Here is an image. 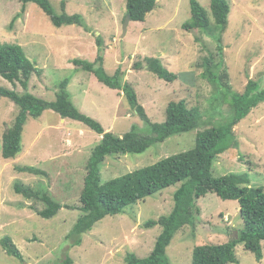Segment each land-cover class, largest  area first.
I'll list each match as a JSON object with an SVG mask.
<instances>
[{"label":"rangeland","instance_id":"374dc122","mask_svg":"<svg viewBox=\"0 0 264 264\" xmlns=\"http://www.w3.org/2000/svg\"><path fill=\"white\" fill-rule=\"evenodd\" d=\"M49 1L57 15L78 14L82 24L55 27L33 3L22 9L23 4L17 0H0V44L19 45L40 72L31 75L27 93L53 102L59 83L68 79L66 91L80 113L98 121L104 129L111 128L108 132L116 136L128 132L133 125L141 134L149 135L148 127L122 92L105 87L92 73L72 64L73 59L93 63L98 38L102 45V71L111 76L117 68L122 70L123 81L132 87L152 123L164 122L170 102L184 100L188 108L197 107L200 111L199 125L192 131L153 144L142 154L106 157L101 166V184L192 149L198 132L229 119L231 110L223 89H215L202 75L204 58L221 62L219 73L227 75L223 81L232 92L242 93L250 79L264 88V0H227L228 23L221 31L212 26L214 36L199 29L187 32L182 28L190 18V0H157L156 8L144 22L129 21L123 37L126 0ZM196 1L212 25L210 0ZM151 57L160 59L178 77L165 82L147 71L145 59ZM137 62L143 64L141 69L133 68ZM0 87L25 93L18 84L13 87L1 77ZM17 111L8 98L0 99V240L10 237L22 260L7 255L0 246V264H57L66 257L73 264H124L127 253L140 258L149 255L160 227L145 229L143 224L170 213L178 185L127 207L124 214L105 217L82 236L80 245L73 247L66 235L81 213L79 200L86 162L102 136L79 122L45 111L38 119L27 118L21 152L13 159H3L2 135ZM233 139L235 145L214 159L212 176L246 173L250 187L264 188V102L234 127ZM51 149L52 160L48 157ZM62 154L66 155L57 158ZM21 166L41 169L46 175L19 173L15 168ZM15 181L45 191L55 202L74 209L62 208L55 217L42 219L37 211L44 205L15 194ZM197 206L199 224L179 230L166 249L170 264H191L194 247L226 243L232 233L243 228L237 201H224L208 193L197 201ZM262 250L263 259L257 262L252 253L238 244L237 264H264V241Z\"/></svg>","mask_w":264,"mask_h":264},{"label":"trees","instance_id":"16d2710c","mask_svg":"<svg viewBox=\"0 0 264 264\" xmlns=\"http://www.w3.org/2000/svg\"><path fill=\"white\" fill-rule=\"evenodd\" d=\"M24 6L35 4L55 27L81 25L82 16L67 15L64 12L57 15L49 0H17ZM157 0H126V16L130 21L144 22L147 15L156 8ZM190 18L182 28L190 32L199 29L212 34L215 30H224L228 23L230 6L227 0H210V13L213 23L207 17L206 11L196 0H190ZM64 3L61 2L63 10ZM214 36V34H212ZM220 42L219 36H216ZM98 52L93 63L73 59L72 64L83 71L92 73L97 81L105 87L122 92L128 104L135 110L141 121L149 129V135H143L136 126L122 136L106 132L102 125L82 113L71 103L66 91L68 79L58 85L56 99L47 102L27 93L28 81L32 74L37 73L34 63L30 61L22 48L16 44H0V77L16 87L18 84L25 93H17L14 89L0 87V99L8 98L18 111L11 126L2 135L1 156L3 159L15 158L22 149V132L28 117L38 119L45 111H52L61 119L79 122L101 135L100 142L92 149L86 162V175L80 194V215L66 235V239L74 247L82 243V236L107 216L124 214L125 209L137 202L173 185L178 188L173 193V207L169 214L160 216L157 220H148L143 224L145 229L160 227L149 255L144 258L133 253H127L124 264H170L166 258V249L171 244L176 233L186 226L196 227L200 210L197 201L208 193L215 194L224 201H237L243 228L237 232V239L223 244H204L193 248L191 264H234L238 263L235 247L242 244L244 250L253 254L257 262L263 259L262 242L264 241V188L250 187L246 173L228 174L215 178L211 168L214 159L235 145L233 129L246 118L249 112L264 102V88L254 80H248L242 93L232 92L223 81L227 77L220 74L221 62L215 63L212 57L204 58L205 79L223 89L221 92L230 108L227 121L204 131L198 132L192 149L161 159L156 163L134 170L125 175L111 179L101 184V166L108 156L138 155L146 152L153 144L163 143L174 135L187 133L199 125L200 111L197 107L188 108L184 100L170 102L165 109V120L162 123H152L141 105L132 87L123 81L124 73L117 68L111 76L101 69V41L96 38ZM220 53V47L217 46ZM98 65V68L95 66ZM145 69L165 82H172L178 76L169 72L158 58H146ZM143 64L135 63L138 70ZM19 173L45 176L46 173L31 166L16 167ZM13 191L25 200L41 202L44 207L37 211L42 219H50L57 215L62 206L40 189L25 186L20 181L13 183ZM33 209V208H32ZM0 246L9 256L22 260L21 254L10 237L0 240ZM57 264H73L70 257Z\"/></svg>","mask_w":264,"mask_h":264},{"label":"water","instance_id":"95a60500","mask_svg":"<svg viewBox=\"0 0 264 264\" xmlns=\"http://www.w3.org/2000/svg\"><path fill=\"white\" fill-rule=\"evenodd\" d=\"M129 21H130L129 16H126L125 19H124V21H123V34H122V37L126 33V27H127L128 23H129ZM235 239H237V233L236 232H234V233L231 234L230 241H234Z\"/></svg>","mask_w":264,"mask_h":264},{"label":"crops","instance_id":"0c3cea01","mask_svg":"<svg viewBox=\"0 0 264 264\" xmlns=\"http://www.w3.org/2000/svg\"><path fill=\"white\" fill-rule=\"evenodd\" d=\"M177 76H178V75H177ZM110 129H111V128L105 129V131H106V132H107V131H110ZM120 136H122V135H119V137H120ZM52 146H53V145H52ZM52 146H51V147H52ZM51 147H50V148H51ZM51 150H52V149H51ZM52 154H53V150H52L51 153L48 155V157H49L50 160L54 159V157H53ZM65 155H66V154H62V155L58 156L57 158H61V157L65 156ZM89 156H90V155H89ZM137 253H138V252H137Z\"/></svg>","mask_w":264,"mask_h":264}]
</instances>
